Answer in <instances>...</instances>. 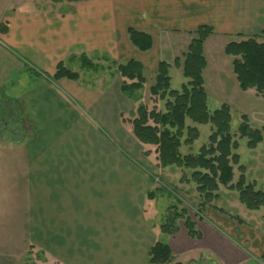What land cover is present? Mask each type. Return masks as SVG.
<instances>
[{
	"label": "crops",
	"instance_id": "crops-1",
	"mask_svg": "<svg viewBox=\"0 0 264 264\" xmlns=\"http://www.w3.org/2000/svg\"><path fill=\"white\" fill-rule=\"evenodd\" d=\"M202 25L213 27L205 74L212 44L264 42V0H0V89L20 108L0 118V136L1 124L22 136L0 139V264H20L30 249L53 264H151L162 237L148 219L158 198L151 175L167 167L144 153L123 115L150 103L167 61L161 42H185L173 64ZM130 27L152 36L150 50L132 44ZM130 59L143 63L146 83L124 93L118 63ZM61 62L79 78L55 80ZM230 215L211 206L190 215L201 238L179 220L163 238L169 264H264V231Z\"/></svg>",
	"mask_w": 264,
	"mask_h": 264
},
{
	"label": "trees",
	"instance_id": "trees-1",
	"mask_svg": "<svg viewBox=\"0 0 264 264\" xmlns=\"http://www.w3.org/2000/svg\"><path fill=\"white\" fill-rule=\"evenodd\" d=\"M83 1V0H52ZM213 33V27L202 25L195 31L183 57H176L173 64L161 60L155 83L150 87V103L140 104L133 116L123 115V121L128 123L133 136L145 146V154H155L158 168L176 165L180 168L190 169L192 180L197 184V191L204 196L205 201L196 212L198 216L218 196L221 185L236 189L240 201L251 210L264 207V190L256 188L255 183L246 182V168L240 165L241 175L236 183L234 179V166L240 163V155L236 152L240 144L237 135L231 132V108L224 103L220 108L211 111L208 106V93L205 88L204 70L207 59L204 53L206 39ZM132 44L141 51H148L153 46L152 36L135 28H129ZM225 53L233 57L232 65L237 81L243 91L254 89L256 94L264 98V42L257 37H248L241 41H232L225 46ZM87 60L84 58V62ZM180 67L183 76L187 79L181 89H173L171 84L170 68ZM118 71L123 77L122 90L124 93L140 90L146 83L144 65L137 59H130L118 63ZM55 80L69 78L77 80L79 74L61 62ZM3 102V103H2ZM0 118L8 121L11 116L19 115V107H5L0 101ZM187 119L197 124H211L212 133L209 144L203 145L197 154H183L182 144L190 145L200 136L196 126H187ZM238 128L240 138L248 139V147L254 149L264 141V126L253 128L247 115H242ZM18 137V135H17ZM153 193H149L152 198ZM213 208L225 213L222 208ZM173 210V211H172ZM171 215L167 216L166 223L161 230L166 234H174L178 228L176 221L183 220L189 235L201 238L196 229L195 222L185 209L178 210L175 206ZM239 223H245L238 216L230 215ZM151 264H169L173 260L170 246L163 241H156L151 247ZM264 262V255L261 257ZM36 264V263H32Z\"/></svg>",
	"mask_w": 264,
	"mask_h": 264
},
{
	"label": "rangeland",
	"instance_id": "rangeland-1",
	"mask_svg": "<svg viewBox=\"0 0 264 264\" xmlns=\"http://www.w3.org/2000/svg\"><path fill=\"white\" fill-rule=\"evenodd\" d=\"M183 40L186 39L184 38ZM229 41H233V39ZM161 46L162 58L167 61H171L174 54L184 52L187 47L183 41H180L179 44L171 43L167 48L164 46V42H161ZM207 55L209 68L205 72L204 78L209 95V109L214 111L220 108L224 103L230 106L232 114L231 132L237 135L240 144L236 152L240 155L241 159L240 163L234 166L233 183L238 181L242 173L239 166L244 165L246 168V182L255 183L257 189L264 190V141L261 142L256 149H252L247 145L248 139L240 138L238 135V128L242 121V115L248 116L249 123L253 128H261L264 126V98L258 96L254 90L243 91L239 87L233 70L232 59L225 53L221 43L212 44L211 47L208 48ZM171 76L173 89H181L182 84L187 80L183 76L181 70L175 68V66L171 71ZM221 79L224 80V85L220 82ZM10 94L9 90L0 89V100L4 101L6 108H9L8 102L12 100L9 98L6 99ZM188 125L198 127L200 136L190 145L183 143L181 152L183 154H197L200 152L203 145L209 144L212 125L197 124L187 119V126ZM11 128H15V125L12 124ZM8 129H10L9 124H1L2 136H0V139L2 143H9L12 140L22 137L21 131L16 134L13 132L14 129L12 131ZM24 129H27V127L24 126ZM151 176L157 184V191L155 192H157L158 197L157 200L150 201L153 209L149 212L148 219L152 225L155 224L158 226L166 223L167 216L171 215L170 213L173 206L178 208V210L185 209L188 214L192 216L196 215V212H200L199 209L203 205L205 198L197 191V184L192 180L190 169L171 165L163 171L155 170ZM217 194L218 196L211 203L212 206L222 208L226 214L238 216L264 231V207L259 210L248 209L240 201L238 190L230 189L228 186L221 185ZM175 223L177 224V231H179V221ZM161 234V241H165L163 239L166 238L164 237L165 233L162 232ZM17 252L19 255L18 258L23 257V249L22 251L18 249ZM38 252L39 249H35L34 251L30 249L28 252L29 256L26 254V256L21 258L20 264H53L49 262V260L47 262V259L43 262V256ZM259 260L263 262L261 258H259Z\"/></svg>",
	"mask_w": 264,
	"mask_h": 264
}]
</instances>
